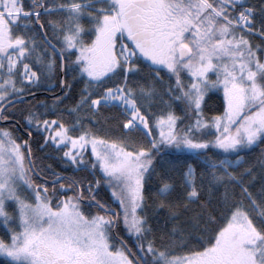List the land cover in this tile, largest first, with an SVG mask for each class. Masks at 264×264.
Returning <instances> with one entry per match:
<instances>
[{
  "label": "snow or ice",
  "instance_id": "snow-or-ice-1",
  "mask_svg": "<svg viewBox=\"0 0 264 264\" xmlns=\"http://www.w3.org/2000/svg\"><path fill=\"white\" fill-rule=\"evenodd\" d=\"M57 71L84 83L67 109L74 123L57 112L73 87L60 79L63 95L24 117L29 139L0 129L7 264H264V154L258 183L242 155L264 145V0H0V121L33 89L51 90ZM218 89L222 111L206 116ZM101 109L123 116L114 137L83 126ZM32 142L103 180L54 173L51 188L38 183ZM174 153L203 170L177 169L167 159ZM102 183L115 208L97 199Z\"/></svg>",
  "mask_w": 264,
  "mask_h": 264
},
{
  "label": "trees",
  "instance_id": "trees-1",
  "mask_svg": "<svg viewBox=\"0 0 264 264\" xmlns=\"http://www.w3.org/2000/svg\"><path fill=\"white\" fill-rule=\"evenodd\" d=\"M251 3H256L257 0H250ZM25 3H30V0H25ZM47 19V17H45ZM52 37V33L49 30V38ZM53 43H56L55 40L52 41ZM253 42H259L258 39L253 38ZM59 47V45H57ZM69 59L74 60L75 55H72L71 57L65 56V63L69 61ZM161 75L164 77L165 83L171 82L168 75H166L165 71L161 72ZM73 76L76 77V79H73ZM64 79L68 80L70 83H72L73 87L69 94V96L64 100V103L57 105V112L60 113L64 121L67 124H72L75 121V116H70L67 109L74 106L76 100L79 99L80 90L84 87L83 80L79 77L78 73H67L64 74ZM115 79V78H114ZM174 79V78H173ZM59 80H60V72L57 71V75L55 77V86L48 90L47 84L43 85L39 89H33L35 93H38L34 98H31L29 100H26L24 103H17L15 104L14 108L11 109L14 112V115L9 118L8 121H16L18 122L25 131V120L24 117L28 114L29 110L37 111L42 110L37 107V101H44L49 106H51L54 102V97H50L47 95L57 93L60 90L59 87ZM60 95H63L60 94ZM211 99H207V104L205 106V115L206 116H212L218 114L219 111H222V108L220 105L222 104L223 95L220 90H213L212 93L209 94ZM167 99V97H165ZM162 105H158L157 107L153 108V111L159 114V112L162 109ZM176 108L177 114L182 115V112L180 111V108L182 107L178 102L176 105H174ZM81 116H90L91 113L87 111H82L80 113ZM48 119H55L56 116H49ZM123 119V116L120 114V112L116 109H101V113L99 116L95 117L93 120L84 119L82 121L84 128H91L96 134L103 138H111L114 137L117 132L113 131L114 129L118 128V125L120 121ZM5 121L4 123L0 124V129H5L10 132H12L14 137H20L22 139H29L27 135H25L23 132H21L14 122H8ZM82 131L81 128H77L75 132L71 133L72 135H79ZM33 137H35L36 140H39V144L43 143V140L40 139L38 136H36V133L33 132ZM39 144L36 142H32L31 147L33 149V159L36 161V173L38 174L36 176V180L38 183H42L44 179H47L49 181V188H51V180L54 178L53 174L57 173L63 176L68 177H74L77 180H81L86 185L89 181L92 183H95L97 179L103 180V174L98 169L93 171L90 167L87 170H76L72 165L68 164L64 159H62L63 151H56L52 147L45 148L43 151L40 150ZM67 150V149H64ZM217 150H211L208 154L210 156H214ZM262 154H264V145H259L254 147L253 149L247 151L246 153H242V155L245 156V159L248 161L249 165L254 166V172L257 177V183L260 180V177L262 175V169L260 167L259 161L262 158ZM86 159H94L90 155V151L85 154ZM172 164H174L177 169H180L185 162L194 163V165L197 168V172L203 170V165L199 161H194L191 159L186 160V157L184 155H181L179 153H174L172 156H169L167 158ZM50 166V167H49ZM43 169V171H41ZM160 170V165L157 166V171ZM179 175V172L176 174ZM158 183V177L153 175L150 179L149 184L146 185L147 194H150L151 192L155 191V187ZM72 192H68L67 195H72ZM85 196L87 197V193H85ZM97 199L101 200L102 202L109 204L111 207L115 208L116 203L113 201L111 197V192L107 188L106 185L103 183L101 184L100 188L98 189ZM151 203V201H149ZM11 207L9 208V211H11ZM194 209L196 208V205L192 206ZM92 211L95 212L96 209L92 208ZM191 213H189L190 215ZM158 228L166 231L167 229L171 228V223L165 224L164 220V214L163 212L160 213L159 218V224ZM159 234V233H158ZM120 235L124 237L125 240L128 241L129 247L133 246V241L125 235V233L121 230ZM4 237V229L2 226H0V238ZM180 249H177V254L180 252ZM0 264H7V258L0 256Z\"/></svg>",
  "mask_w": 264,
  "mask_h": 264
},
{
  "label": "water",
  "instance_id": "water-1",
  "mask_svg": "<svg viewBox=\"0 0 264 264\" xmlns=\"http://www.w3.org/2000/svg\"><path fill=\"white\" fill-rule=\"evenodd\" d=\"M60 79H64V74L63 73H60ZM38 93H36L35 94V96L37 95ZM60 94H62V90L60 89L57 93H54V94H49V93H47V95L48 96H50V97H54V96H57V95H60ZM31 98H33V97H30V96H26L25 97V101L26 100H29V99H31ZM5 121H0V124H2V123H4ZM8 122H14L15 123V125L17 126V128L21 131V132H23L25 135H26V132L24 131V129H23V127L18 123V122H16V121H8Z\"/></svg>",
  "mask_w": 264,
  "mask_h": 264
},
{
  "label": "rangeland",
  "instance_id": "rangeland-1",
  "mask_svg": "<svg viewBox=\"0 0 264 264\" xmlns=\"http://www.w3.org/2000/svg\"><path fill=\"white\" fill-rule=\"evenodd\" d=\"M126 43H127V41H125ZM255 43H259V42H255ZM213 79H215V77L213 76L212 77ZM218 90H220L221 91V93H222V95H223V91H222V89H218ZM89 151H90V148H89ZM110 190V189H109ZM126 235V234H125ZM127 236V235H126Z\"/></svg>",
  "mask_w": 264,
  "mask_h": 264
}]
</instances>
